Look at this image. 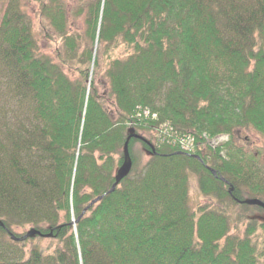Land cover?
I'll return each instance as SVG.
<instances>
[{
    "label": "trees",
    "instance_id": "trees-1",
    "mask_svg": "<svg viewBox=\"0 0 264 264\" xmlns=\"http://www.w3.org/2000/svg\"><path fill=\"white\" fill-rule=\"evenodd\" d=\"M40 14L60 41L55 59L21 0L0 18V264H264L255 220L236 237L224 212L189 205L193 177L226 207L241 206L244 187L264 194L235 145L239 130L264 138V0H88L82 35L62 0ZM83 38L92 49L79 53ZM102 46L125 52L106 70L108 104L92 73ZM129 128L153 150L130 139L132 170L108 194ZM203 134L229 139L200 149ZM171 135L193 139L191 154ZM26 227L55 247L26 252L29 239L10 238Z\"/></svg>",
    "mask_w": 264,
    "mask_h": 264
},
{
    "label": "rangeland",
    "instance_id": "rangeland-1",
    "mask_svg": "<svg viewBox=\"0 0 264 264\" xmlns=\"http://www.w3.org/2000/svg\"><path fill=\"white\" fill-rule=\"evenodd\" d=\"M62 1L64 7L67 10L70 33L75 35H79V34L82 35L85 30L83 23L84 15L78 16L77 11L82 6H85L86 1L88 0H62ZM6 2L7 0H0V18L5 8ZM43 2L44 0H21L22 8L30 19L32 33L38 45L39 52L43 55L55 59L57 49H60V41L55 38L52 30L50 29L47 22L40 14V8ZM90 49H92V44L90 42V39L83 38L81 42V47L79 49V53L82 52L83 50H90ZM94 52H95V48L93 49V54ZM124 53L125 52L122 48L117 47L114 49L106 50V48L102 46L98 50L95 56L99 66L97 68H94L92 70V73L94 74L93 77L95 80L98 95L102 97L103 98L102 100H104V102H106L107 104H108L107 99L109 98L108 96L109 85H108V80L105 77L106 70L112 59H114L115 57H122ZM64 71L71 79H74L76 77L75 74L67 67H64ZM142 136H145L146 138L150 137V135L146 133H142ZM219 137L223 138L224 141L225 139H227L226 143L228 142L229 138L227 136H226L227 138L225 136H219ZM235 145L242 152H244V154H246L247 163L252 165V169L255 173L254 174L255 176H253L254 178H252L250 182L252 181L256 183V181L258 180L259 183L264 185V138H262L253 130H239L235 135ZM222 156L225 157V152H223ZM242 190L244 192V199L257 198L259 200L262 199L264 200V194L263 195L253 194V192L247 189L246 187H244ZM189 205L193 211H196L197 208L200 206H209V208H212L213 210L224 212L231 219L230 235L236 237H243L245 234L246 227L248 225V221L252 219L255 220L257 223V225L255 226L257 227H256V232L254 233L253 240L260 244L264 243V228L259 226L261 224H264V213L259 212L255 209L243 210L244 208H242L241 206L244 205L237 207H226L225 205H222L217 201H210L208 199L203 198L198 191V186L195 177L191 179V183H190ZM29 229L30 227H26L24 229H17L15 231L20 234H25ZM55 245L56 242L51 240V238L31 239L26 243V252H28L32 246H38L43 250L45 249L50 250L53 249Z\"/></svg>",
    "mask_w": 264,
    "mask_h": 264
},
{
    "label": "water",
    "instance_id": "water-1",
    "mask_svg": "<svg viewBox=\"0 0 264 264\" xmlns=\"http://www.w3.org/2000/svg\"><path fill=\"white\" fill-rule=\"evenodd\" d=\"M130 139H137L140 140L142 142H145L152 150V146L146 142L142 137H140L139 135L135 134V131L133 129L128 130V137L123 145V149H122V156H123V160H122V164L121 166L116 170L115 175H114V183L110 189V191L108 192V194L112 193L114 191V189L119 185V183L126 178L132 169V161L130 158V154H129V148H128V144ZM198 159V157H196ZM212 174H214L213 171H211ZM233 192V188L229 185V194H232ZM100 201V198L95 199L92 203H90V205L83 211L82 214H84L88 208L92 207L93 205H95L97 202ZM235 201L240 204V205H246V206H252V207H258L262 210H264V203L262 201H260L259 199H244L242 201L236 200ZM75 223H77V221L72 222V225H75ZM0 226H3V224L0 222ZM35 237H40V238H51L53 237L52 233L49 234H42L41 232H39L38 230L32 228L29 229L25 235L22 238H15L13 235L10 234V238L12 240H16V241H21V240H27V239H33Z\"/></svg>",
    "mask_w": 264,
    "mask_h": 264
},
{
    "label": "built area",
    "instance_id": "built-area-1",
    "mask_svg": "<svg viewBox=\"0 0 264 264\" xmlns=\"http://www.w3.org/2000/svg\"><path fill=\"white\" fill-rule=\"evenodd\" d=\"M144 116H147L148 113L146 111L143 112ZM154 117V116H153ZM203 138L208 142L209 145H213V146H217L219 144H221L224 139L221 137H217L211 141L208 140V138L204 135ZM169 139H171L172 141H174V144H177L178 147L182 150V151H191L194 148V141L191 138H179V137H173V135H171V137H169ZM226 141V139H225ZM176 142V143H175Z\"/></svg>",
    "mask_w": 264,
    "mask_h": 264
}]
</instances>
